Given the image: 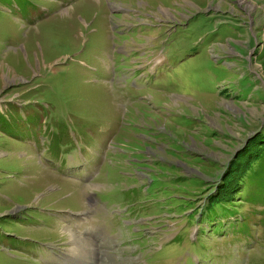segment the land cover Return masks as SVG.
<instances>
[{
    "label": "rangeland",
    "instance_id": "374dc122",
    "mask_svg": "<svg viewBox=\"0 0 264 264\" xmlns=\"http://www.w3.org/2000/svg\"><path fill=\"white\" fill-rule=\"evenodd\" d=\"M0 264H264V0H0Z\"/></svg>",
    "mask_w": 264,
    "mask_h": 264
},
{
    "label": "trees",
    "instance_id": "16d2710c",
    "mask_svg": "<svg viewBox=\"0 0 264 264\" xmlns=\"http://www.w3.org/2000/svg\"><path fill=\"white\" fill-rule=\"evenodd\" d=\"M242 150L240 155L244 154ZM249 158H244L241 162L233 161L228 171L224 174L222 180L216 187V192L213 193L207 201V209L234 204L240 196L241 189L244 185V180L248 174L253 176L252 163L257 158V153L253 155L249 153Z\"/></svg>",
    "mask_w": 264,
    "mask_h": 264
},
{
    "label": "bare ground",
    "instance_id": "6f19581e",
    "mask_svg": "<svg viewBox=\"0 0 264 264\" xmlns=\"http://www.w3.org/2000/svg\"><path fill=\"white\" fill-rule=\"evenodd\" d=\"M85 242H86V241H85ZM85 242H84V243H85ZM89 246H90V245H89ZM78 248H79V246H78ZM85 248H86V247H85ZM82 249H83V248H82ZM79 250H80V249H79ZM83 250L86 251L85 249H83Z\"/></svg>",
    "mask_w": 264,
    "mask_h": 264
}]
</instances>
